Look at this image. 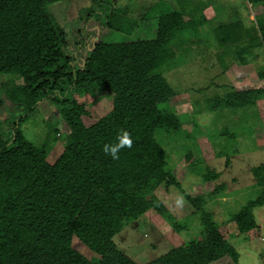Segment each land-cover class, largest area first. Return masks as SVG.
Returning a JSON list of instances; mask_svg holds the SVG:
<instances>
[{"label":"trees","instance_id":"obj_1","mask_svg":"<svg viewBox=\"0 0 264 264\" xmlns=\"http://www.w3.org/2000/svg\"><path fill=\"white\" fill-rule=\"evenodd\" d=\"M52 1L56 0H0V74L11 77L9 84L0 87V108L5 94L21 111L6 120L12 124L8 134L0 127V264H141L117 247L114 236L150 209L183 228L156 192L181 188L167 146L189 151V141L196 134L186 132L176 108L168 105L178 91L167 72L199 50L196 37L200 36L214 37L213 45L232 50L242 64L258 62L264 57V12L256 15L252 25L240 17L222 16L214 26L204 28L214 17L196 13L209 6L216 11L214 0H177L180 10L158 9L157 5L168 3L162 0L155 5L159 15L155 37L97 42L77 64L66 31L47 9ZM116 2L99 0V10H88L86 19L98 12L104 27L130 34L131 28L120 23ZM184 34L190 36L188 41ZM86 36L80 30V37ZM78 40L77 47H85ZM259 71L264 77V64ZM102 88L113 93V108L103 116L78 99L96 96ZM261 99L264 87L246 86L200 102L229 122L219 137H210L221 149L218 155L231 156L222 149L237 134L231 129L235 122L250 118L254 137L261 122L257 107ZM43 100H50L68 125L62 135L65 148L53 163L47 159L49 139L38 144L22 128ZM125 131L131 147L120 148L113 159L104 152V145L118 143ZM164 139L169 140L166 149ZM188 170L205 180L219 175L201 158L194 159ZM252 172L263 188L264 164L252 167ZM223 186L195 196L184 192L200 215V231L143 264H213L226 256L239 264V251L207 209L222 194ZM262 202L259 197L249 200L232 215L241 232L258 227L254 207ZM74 235L95 253L93 258L73 247Z\"/></svg>","mask_w":264,"mask_h":264},{"label":"rangeland","instance_id":"obj_2","mask_svg":"<svg viewBox=\"0 0 264 264\" xmlns=\"http://www.w3.org/2000/svg\"><path fill=\"white\" fill-rule=\"evenodd\" d=\"M103 1V0H102ZM117 7L121 9L119 20L125 28H131V33L126 34L104 27L97 18L96 12L93 17L86 19L90 14L88 10H99V0H56L48 3L47 9L57 24L66 31L67 41L72 51H75L78 62L81 64L86 59L95 43L100 41H126L139 38L155 37L158 29L157 8L170 6L180 10L177 0H163L168 3L159 4L162 0H116ZM217 10L209 6L204 10L197 11L213 18L209 22V28L228 16L229 19L240 17L247 25H252L255 17L264 12V3L253 4L248 0H214ZM198 3V2H197ZM157 5V8H155ZM224 6L226 9L224 10ZM155 11V13H154ZM189 17L188 14L185 18ZM203 29L202 27H199ZM80 30L84 31L85 38L80 37ZM195 35V33H194ZM82 39L85 47H77L78 39ZM198 51L188 58L180 67L167 72L170 84L178 91L171 97L168 105L176 108L181 116V121L186 132L194 131V138L190 139V150L185 151L175 144L168 145L170 160L174 164L176 175L181 182V188L167 191L159 188L156 194L164 202L166 207L174 215L175 222L182 225L180 230L155 210L150 209L135 221L128 223L118 234L114 236L117 247L131 256L138 263H146L156 259L168 252L172 247L182 245L192 239L201 229L200 215L194 212V206L186 200L183 193L198 195L208 193L215 186L225 184L220 191L222 194L217 199L209 202L207 209L213 214L214 220L220 225L224 235L231 241L239 251V264H257L263 262L260 259L264 243L258 231L243 233L237 222L231 217L246 202L258 197L263 199L262 203L254 207L255 219L264 235V190L254 181L253 172L250 168L254 164L253 159L259 158L253 153L257 146L264 147V99L258 101V112L261 122L255 127V135L251 136L250 118L245 122H236L231 129L236 131L231 139L223 146L226 155H218L221 150L215 146L212 139L219 137L224 126H228L227 117H220L218 111H212L200 102L208 97L224 95L232 88H243L246 86L264 87V77L259 70L264 64V57L260 56L258 62L242 64L232 50L217 48L214 37H196ZM184 41L190 36L183 35ZM213 45V46H212ZM20 83L21 79H15ZM11 82L10 74H0V87ZM113 93L108 89H100L96 96L87 94L78 97L80 101L89 102L99 115H106L113 108ZM2 106L0 108V127L8 134L12 124V116L18 115L16 105L2 94ZM204 109L203 113L200 110ZM244 126L241 127V124ZM196 126L200 129L197 131ZM23 130L31 140L40 144L49 139V151L47 159L53 163L65 148V138H62L68 130V125L59 110L50 100H43L38 104V110L23 124ZM216 141L218 139H215ZM214 140V141H215ZM167 139L162 142L166 149ZM239 147V153L233 154ZM167 151V150H166ZM189 152V153H188ZM264 154V153H263ZM202 159L205 164L219 175L215 180H205L201 175L192 174L188 165L194 159ZM261 160L264 157L261 155ZM197 161V160H196ZM170 165V163H169ZM172 166V165H171ZM72 245L88 258H93L95 253L83 243L76 235L72 237ZM213 264H235L228 256Z\"/></svg>","mask_w":264,"mask_h":264},{"label":"clouds","instance_id":"obj_3","mask_svg":"<svg viewBox=\"0 0 264 264\" xmlns=\"http://www.w3.org/2000/svg\"><path fill=\"white\" fill-rule=\"evenodd\" d=\"M132 144V140L129 136V133H127L126 131L122 133V135H120L118 137V143L116 144H106L104 145V152L108 153L112 156L113 159H117L118 158V152L119 149L124 147V146H128L131 147Z\"/></svg>","mask_w":264,"mask_h":264},{"label":"crops","instance_id":"obj_4","mask_svg":"<svg viewBox=\"0 0 264 264\" xmlns=\"http://www.w3.org/2000/svg\"><path fill=\"white\" fill-rule=\"evenodd\" d=\"M253 153H256V155H257L259 158H257V159H253V158H252V160L254 161V164H253V165L251 166V168H250V169H251V170H250L251 172H252V167H255V166H259V165L264 164V160H263V161L261 160V155L264 157V154H263V153H264V147H262V146H257V148L254 149ZM253 175H254V174H253ZM252 183L257 184V178L255 177V175H254V181H253ZM253 231H258V232L261 234L262 238H261V241H260V242L264 243V235H262L263 232L261 231L260 226L258 225L257 228L251 230L250 232H253ZM263 247H264V246H263ZM262 250H264V248H263ZM239 259H240V257H239ZM260 259H263V262L258 261L259 263H257V264H264V252H263V251H262V254L260 255Z\"/></svg>","mask_w":264,"mask_h":264}]
</instances>
